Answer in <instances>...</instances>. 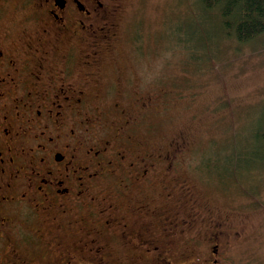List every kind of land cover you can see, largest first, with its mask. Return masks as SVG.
I'll return each instance as SVG.
<instances>
[{
	"label": "flooded vegetation",
	"instance_id": "obj_1",
	"mask_svg": "<svg viewBox=\"0 0 264 264\" xmlns=\"http://www.w3.org/2000/svg\"><path fill=\"white\" fill-rule=\"evenodd\" d=\"M121 2L0 0V264H231L244 237L136 132L150 98L97 103Z\"/></svg>",
	"mask_w": 264,
	"mask_h": 264
},
{
	"label": "rangeland",
	"instance_id": "obj_2",
	"mask_svg": "<svg viewBox=\"0 0 264 264\" xmlns=\"http://www.w3.org/2000/svg\"><path fill=\"white\" fill-rule=\"evenodd\" d=\"M117 22L113 47L100 53L97 103L109 111L112 101L138 107L140 94L150 98L136 111V132L155 145L181 144L179 162L194 198L244 232L231 264H264V161L256 157L264 128V32L239 41L199 0H122ZM130 28L142 35V53L133 49Z\"/></svg>",
	"mask_w": 264,
	"mask_h": 264
},
{
	"label": "trees",
	"instance_id": "obj_3",
	"mask_svg": "<svg viewBox=\"0 0 264 264\" xmlns=\"http://www.w3.org/2000/svg\"><path fill=\"white\" fill-rule=\"evenodd\" d=\"M199 1L204 9L218 12L223 32L239 41H248L264 32V0ZM261 116L264 121V106ZM257 138L262 152L256 157L264 161V128L257 133Z\"/></svg>",
	"mask_w": 264,
	"mask_h": 264
}]
</instances>
